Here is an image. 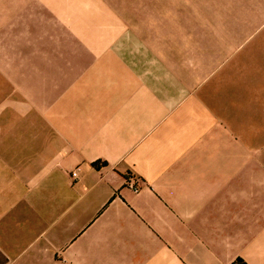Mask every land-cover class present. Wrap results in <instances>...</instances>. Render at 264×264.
I'll use <instances>...</instances> for the list:
<instances>
[{"label":"crops","instance_id":"obj_1","mask_svg":"<svg viewBox=\"0 0 264 264\" xmlns=\"http://www.w3.org/2000/svg\"><path fill=\"white\" fill-rule=\"evenodd\" d=\"M171 6L0 0V264H264V148L249 147L264 131L247 122L264 107V20L252 0H214L224 16L195 39L132 29L130 50L121 16L116 55L106 44L52 75L69 80L54 81L51 116L44 81L36 103L13 101V77L28 75L13 62L27 63L46 15L48 29L76 30L80 15L87 30L93 14L149 20ZM94 61L106 64L77 68Z\"/></svg>","mask_w":264,"mask_h":264},{"label":"rangeland","instance_id":"obj_2","mask_svg":"<svg viewBox=\"0 0 264 264\" xmlns=\"http://www.w3.org/2000/svg\"><path fill=\"white\" fill-rule=\"evenodd\" d=\"M110 1L116 2V0ZM213 3L214 0H173L172 8H169L165 14L158 13L156 15H148L146 17H153L149 20L145 19L143 15L137 16L134 14H93V28L87 30L85 29L84 17L82 16L81 18L80 15H78V28L76 30L67 28L69 24L63 19L61 20L60 25L62 28L60 30L48 29V26L56 25V17L55 20H53L50 15H46L43 20L44 23L39 24L45 28L29 30L27 63L13 62L14 71L21 69H23V71H28V75L25 77H13V101L20 102L22 97L24 98L27 96L30 104L36 103L38 97H42L41 81H44L45 102L50 103L46 105V113L51 116L53 111L54 81L56 83L58 80H69L68 78L59 79L57 77H52V75H59V72H66L74 69L75 61L83 60L86 53L99 54L100 51L105 48L106 44H109L108 52L116 55L117 39L119 40V38L122 37V34L121 37L119 36L116 26V24L118 25V18L120 19L121 16L126 17L125 24H123V27H125V38L123 39H125V45L127 44L126 49L130 50L133 44L132 39H134L133 33L131 32L132 29H134L135 32H139L140 37H147V33L144 32L146 30L150 31V29H153L156 32H161L173 27L172 29L174 31L172 30V37L174 41H184L187 38L195 39L197 37L196 26L202 28L203 23H205L203 30L211 35L212 23L220 19L222 20L224 16L213 12ZM252 6L253 22L264 20V0H252ZM220 7L221 9H225V4L224 6L220 5ZM203 8L206 10L202 11ZM218 8L219 7H217V9ZM63 16L64 15H61L62 18ZM135 17L137 18L135 19ZM140 17L143 18L140 19ZM101 25L103 28L102 31L100 28ZM105 27H107V29H105ZM86 39H88L89 43L91 41L92 51L91 49L86 51ZM129 39H131V41H128ZM135 41L140 44V41ZM137 42L135 43L137 44ZM88 48H90V46H88ZM23 54H25L24 51ZM102 64L106 63L103 61H94L92 63L77 62V68L101 69ZM109 64L110 68H115L116 66V62H109ZM230 64L229 61L226 62L223 68L226 69ZM39 75H44V77H39ZM217 75L218 73L216 75L213 74L207 80L208 83H211ZM58 86V84L55 85L57 88L55 92L59 91ZM259 102L263 101L260 100ZM34 107H36V105ZM34 107L30 106V117H36V109H31ZM9 112L10 111H4V114L6 115ZM12 114L13 117H20L17 111H12ZM250 115V113H247V122L250 121L249 128L252 126L255 137V134H260L261 129L264 131V107L255 108L252 113V119H250ZM249 147L257 153V150L260 151L264 148V140L262 141L259 138H254L249 144ZM225 162H227V160H225Z\"/></svg>","mask_w":264,"mask_h":264},{"label":"built area","instance_id":"obj_3","mask_svg":"<svg viewBox=\"0 0 264 264\" xmlns=\"http://www.w3.org/2000/svg\"><path fill=\"white\" fill-rule=\"evenodd\" d=\"M76 175V173H74ZM128 185L133 189L134 192L139 193L141 191V186L139 184V180L136 178H131L128 180Z\"/></svg>","mask_w":264,"mask_h":264}]
</instances>
